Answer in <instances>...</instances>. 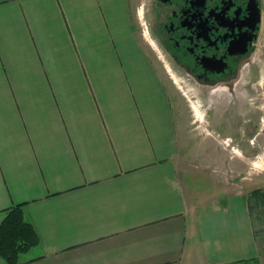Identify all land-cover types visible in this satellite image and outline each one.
Segmentation results:
<instances>
[{
  "label": "crops",
  "instance_id": "obj_1",
  "mask_svg": "<svg viewBox=\"0 0 264 264\" xmlns=\"http://www.w3.org/2000/svg\"><path fill=\"white\" fill-rule=\"evenodd\" d=\"M137 4L0 0V224L22 204L39 237L0 264H263L264 155L230 160L252 163L232 194L187 186L183 115Z\"/></svg>",
  "mask_w": 264,
  "mask_h": 264
},
{
  "label": "flooded vegetation",
  "instance_id": "obj_2",
  "mask_svg": "<svg viewBox=\"0 0 264 264\" xmlns=\"http://www.w3.org/2000/svg\"><path fill=\"white\" fill-rule=\"evenodd\" d=\"M142 6L166 76L185 88L187 130L204 113L214 130L229 132L241 155L257 154L264 114L253 109L251 93L263 78L264 0H143Z\"/></svg>",
  "mask_w": 264,
  "mask_h": 264
},
{
  "label": "rangeland",
  "instance_id": "obj_3",
  "mask_svg": "<svg viewBox=\"0 0 264 264\" xmlns=\"http://www.w3.org/2000/svg\"><path fill=\"white\" fill-rule=\"evenodd\" d=\"M143 0H137L136 17L139 21V31L145 35L146 42L152 50L155 59L159 60L162 65V61L158 57V49L155 42H153L150 36L149 20L145 19V7H141ZM153 44V45H152ZM264 49V47H263ZM259 71L263 73V78L259 82L253 83V91L251 93V102L254 101L253 109L260 114H264V54L260 61ZM253 70V69H252ZM172 87L177 95L176 101L179 111L183 115L182 124H184L185 133L187 140L184 144L183 152V170H181L183 176L186 178L185 181L188 183L187 186L191 189H213L214 191L233 193L238 188H242V181H240V174L248 173L251 169V161H244L247 172H243L239 168L234 167V163H230L232 158L238 157L239 153L238 146H234L232 137L229 132L220 133L214 130L212 123L207 122L208 117L200 113L199 119L192 123V131L187 130L186 116L187 111V100L184 95V87H180L177 84L172 83ZM194 102V100H193ZM216 118V117H215ZM260 129H264L262 124ZM189 133V134H188ZM259 146V153L264 155V135H261L257 140ZM261 147V148H260ZM255 168L253 171L260 174L259 187L255 188L253 192L257 190L264 192V159L259 161L252 166ZM249 176V175H248ZM249 178H252L251 175ZM256 180V179H255ZM255 216V228H257V235L260 242V248L262 251L261 263L264 264V201L258 202V207L254 210Z\"/></svg>",
  "mask_w": 264,
  "mask_h": 264
},
{
  "label": "trees",
  "instance_id": "obj_4",
  "mask_svg": "<svg viewBox=\"0 0 264 264\" xmlns=\"http://www.w3.org/2000/svg\"><path fill=\"white\" fill-rule=\"evenodd\" d=\"M254 210L258 202L264 201V192L257 190L252 194ZM22 204L9 210L8 216L0 224V253L13 258L22 250H27L39 241L33 225L24 220Z\"/></svg>",
  "mask_w": 264,
  "mask_h": 264
}]
</instances>
